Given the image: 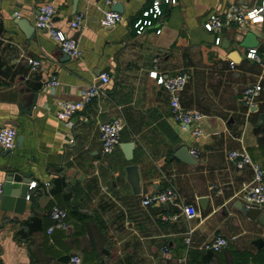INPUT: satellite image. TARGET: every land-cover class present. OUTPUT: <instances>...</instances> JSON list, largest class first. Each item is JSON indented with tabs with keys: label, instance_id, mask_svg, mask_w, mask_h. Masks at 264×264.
Masks as SVG:
<instances>
[{
	"label": "crops",
	"instance_id": "1",
	"mask_svg": "<svg viewBox=\"0 0 264 264\" xmlns=\"http://www.w3.org/2000/svg\"><path fill=\"white\" fill-rule=\"evenodd\" d=\"M120 1L121 21L105 27L102 13L115 0H0V128L16 132L12 150L0 147V182L9 172L36 182L20 213L0 205V264H66L71 253L83 264H264V207L261 219L239 208L252 168H238L228 155L243 149L264 164V26L231 25L218 45L203 27L230 3L248 9L262 0H178L164 6L159 33L140 35L132 21L146 0ZM44 3L54 7L52 25L78 42L79 58L35 26ZM76 14L83 15L77 29L70 26ZM249 33L262 44L251 47L261 62L246 57ZM29 59L39 66L32 69ZM153 70L163 77L188 72L180 102L204 115L200 138L173 119ZM103 72L109 80L101 95L72 117V126L58 120L57 102L78 101ZM52 77L58 84L50 87ZM253 84L262 91L250 107L241 91ZM114 117L123 122L119 144L102 154L99 126ZM129 142L127 159L121 145ZM182 148L193 162L176 157ZM129 165L138 172L137 191ZM168 187L173 203L142 205L145 195ZM54 205L66 210L67 228L48 234ZM185 205L195 207L193 218L181 213ZM216 236L234 239L219 251L204 249Z\"/></svg>",
	"mask_w": 264,
	"mask_h": 264
},
{
	"label": "built area",
	"instance_id": "2",
	"mask_svg": "<svg viewBox=\"0 0 264 264\" xmlns=\"http://www.w3.org/2000/svg\"><path fill=\"white\" fill-rule=\"evenodd\" d=\"M178 0H146L145 6L139 11L132 21V28L135 34L140 35L145 31L154 30L155 33L160 32V22L164 14V6L176 5ZM54 15V7L51 3H44L39 6L38 13L35 19V26L47 31L49 37L58 45L61 52L71 58H79L82 50L78 42L68 37L61 30L56 29L52 25V17ZM122 15L110 9L103 11L100 23L105 27H112L119 23ZM83 22V15L76 14L70 21L72 28H79ZM262 24L264 26V0L257 6L241 9L234 3H230L221 13H211L203 23L206 31L215 34L213 43L218 45L221 41V31L231 25L238 28L246 29L250 25ZM246 57L256 62H261V57L258 55L255 48H249L246 51ZM32 69H36L40 62L38 60L29 59ZM231 67L233 65L231 64ZM151 77L156 80V83L163 87L169 93V107L172 117L175 121L182 123L186 126H193L191 134L195 139L203 135V130L199 126L200 120L204 115L195 109L184 108L180 102V92L186 85L189 74L186 71L178 72L170 77H163L157 75V71L153 70L149 73ZM98 82L83 87L79 92L78 101H65L60 100L57 102L55 117L64 122L66 126H72V117L84 106L90 103L95 98H98L103 90L104 85L108 82V74L103 72L98 75ZM2 80L0 79V85ZM47 84L50 87L58 84L55 77L48 80ZM262 91L260 84H253L246 86L241 91V100L248 106H253L254 99ZM123 128V122L114 117L108 122L99 126V139L102 154H110L119 144V133ZM16 132L14 128L3 126L0 128V147L6 150H12L15 147ZM191 152L194 154L195 150ZM229 157L234 160L236 166L241 168L243 165H250L252 168V179L250 182L243 183L241 186V198L245 205L248 207L262 208L264 207V164L260 165L252 161L250 155L243 149L230 151ZM2 183L0 182V194L2 193ZM48 185V183H46ZM36 186V182L30 183V189ZM29 199V195L26 196ZM175 199V190L171 187L165 188L153 194L145 195L141 203L143 206L152 205L155 203L168 204L173 203ZM181 213L186 218H193L196 215V209L193 205H185L182 207ZM66 216L65 209L59 206H52L49 210V218L51 224L47 229L50 234L55 229H66ZM168 220V216L163 217ZM234 237L226 238L223 236H216L209 243L203 246L206 250L219 251L228 246L229 242ZM189 242V237L185 238ZM66 264H83L81 256L77 253H71Z\"/></svg>",
	"mask_w": 264,
	"mask_h": 264
},
{
	"label": "water",
	"instance_id": "3",
	"mask_svg": "<svg viewBox=\"0 0 264 264\" xmlns=\"http://www.w3.org/2000/svg\"><path fill=\"white\" fill-rule=\"evenodd\" d=\"M111 9L113 11L122 13L123 5L121 1L115 0ZM252 35H253L252 33H249L245 36L243 46L247 48L256 47L258 50H260L262 44H259V42H257L255 36L252 38ZM121 148L123 149L126 158L130 159L132 144L130 142L124 143L121 145ZM176 157L186 163H191L194 161V156L189 152L187 148L180 149ZM127 177L133 189L137 191L139 176L137 169L134 165H129L127 167ZM30 183H31L30 175L28 174H19L14 172L7 173L2 185V193L0 194L1 207L8 211H14L16 213H20L25 206L26 196L28 195V192L30 190ZM239 208L249 218L260 217L261 219L262 217L260 216V210L258 208L248 207L245 204H240Z\"/></svg>",
	"mask_w": 264,
	"mask_h": 264
},
{
	"label": "trees",
	"instance_id": "4",
	"mask_svg": "<svg viewBox=\"0 0 264 264\" xmlns=\"http://www.w3.org/2000/svg\"><path fill=\"white\" fill-rule=\"evenodd\" d=\"M64 209V208H63Z\"/></svg>",
	"mask_w": 264,
	"mask_h": 264
}]
</instances>
